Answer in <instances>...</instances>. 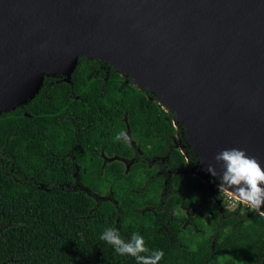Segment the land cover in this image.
Segmentation results:
<instances>
[{
  "label": "water",
  "instance_id": "obj_1",
  "mask_svg": "<svg viewBox=\"0 0 264 264\" xmlns=\"http://www.w3.org/2000/svg\"><path fill=\"white\" fill-rule=\"evenodd\" d=\"M81 57L172 114L203 181L222 149L264 167V0H0V115Z\"/></svg>",
  "mask_w": 264,
  "mask_h": 264
},
{
  "label": "trees",
  "instance_id": "obj_2",
  "mask_svg": "<svg viewBox=\"0 0 264 264\" xmlns=\"http://www.w3.org/2000/svg\"><path fill=\"white\" fill-rule=\"evenodd\" d=\"M91 62L99 61L79 58L69 82L63 80L46 88L52 79L44 78V85L34 99L16 111L2 113L0 151L14 152L22 174L32 175L31 167L39 170V160H26L21 149L26 141L32 144L38 141L36 129L44 124L43 108L47 107L51 116L73 111L100 121L103 131H110V141L117 143L120 141L114 137L123 130L119 117L124 109L128 126L138 138L145 135L150 143L156 137L153 131L157 132V143L150 151L146 148L144 151L165 157L169 165L180 170L184 155L171 146L175 131L172 115L147 100L141 90L123 84L113 71L106 81L90 75V66L84 63ZM74 95L76 99L72 98ZM21 111L31 116H22ZM56 121L52 118L46 123ZM13 128L16 136L11 138ZM187 152L194 166L195 159L188 148ZM98 168L99 164L91 166V173L97 175ZM60 169L47 165L34 181L14 180L0 167V264H136L132 257L117 254L99 238L105 228L117 229L125 240L138 232L149 250H163L159 264H264V216L257 213L249 216L251 209L243 204L232 211L223 209L221 214L206 204L205 211L194 219L200 232L192 236L190 227L181 230L179 213L175 222L168 220L162 211L154 214L147 209L161 202L168 210V205L160 196L161 177L147 182L133 181L140 166H133L129 175L117 177L120 167L112 164L106 171L111 177L107 180L86 176L80 184L88 192L60 190L54 184L65 181L54 178L64 176ZM171 184L179 191L173 195L175 210L180 202L191 207L193 200L207 190L190 174L176 176ZM109 191L118 201L117 207L102 200L97 203L90 195ZM169 201L172 203V196ZM168 232L171 235L175 232V240L169 239Z\"/></svg>",
  "mask_w": 264,
  "mask_h": 264
},
{
  "label": "flooded vegetation",
  "instance_id": "obj_3",
  "mask_svg": "<svg viewBox=\"0 0 264 264\" xmlns=\"http://www.w3.org/2000/svg\"><path fill=\"white\" fill-rule=\"evenodd\" d=\"M88 65L90 66V75L99 76L104 81H106L107 75L113 71L119 75L123 84L131 85L135 88V86L132 84V80L129 77L112 68L107 63L100 61L91 62L90 64L84 63V66ZM51 79L52 80L48 82V86L46 88H50L51 86L49 85L53 83L57 84L58 82L63 81V78L61 77ZM43 85L44 84L42 83L40 90L42 89ZM137 90L139 91V89ZM141 92L144 93L147 100L158 104L152 94L142 90ZM72 98L76 99L77 96L74 95ZM21 107L23 106L20 105L12 111H16ZM47 110V107H45L41 111L44 117V124L36 129L39 134L38 141L34 142L33 144L29 141H26L21 149L23 157L26 160H39V170L32 166V175L22 174L13 157L15 153L0 151V167L1 169L4 168L6 171L5 173L10 175L12 179H32L35 181V178L39 175L38 173L42 170H45L47 165H56L61 168V174H64V176H57L54 178L65 180L54 183L59 185L58 188L60 190L72 192L82 190L88 192L87 189L80 184L81 181L86 180V176L92 179H110L111 177L106 173L109 172L107 168L112 164L118 165L120 167L121 174L118 173L117 177H121L122 175L126 176L130 174L133 166L138 165L141 167L140 173H135L133 181L136 183L140 180L147 182L152 181L156 177H161L162 187L160 196L168 205V210H166V208L161 205V202L155 206L148 208L145 207V209L147 208L154 214L162 211L165 213V216L168 218V220L175 222V216L177 213H179L181 219L178 217V220H180L179 222L181 230H185L187 227H190L192 229V236L195 233L200 232L197 226L194 224V219L199 213H203L205 211L206 204H209L210 208H217L218 212H220L219 214L222 213L223 209L228 211L233 210L229 209L225 205L226 202L223 200L222 192L217 191V179L210 180V178H207L206 181H203L201 177L195 176L193 174V172L196 170H190L193 167V162L191 158L188 157L189 153L187 152L185 140L181 136L180 127L174 128L175 131L171 137V146L181 154L186 152L188 156L187 158L184 157V165L180 167V170L177 169L178 171H176L175 166L169 165L167 160L164 159L165 157L161 158L157 156V154H150L148 151H144V148L150 151V149H152L157 143V140L155 141V139H158L157 132L153 131L156 137L155 139L152 138L150 143H148V139L145 135L138 138L128 126L127 112L124 109L122 110V114L119 117V122L123 125V131H125L129 137L127 143H124L123 141L118 143L111 142L109 136L110 131H103L104 128L99 126L100 121L91 119V117L84 115L79 116L74 114L73 111L62 116H59L58 114L51 116L49 112H46ZM21 115L25 117L31 116L25 111H21ZM52 118L56 119L57 121L54 124H47L46 121ZM14 129L15 128H13V131L11 132V135L13 136L11 138L16 136ZM28 137H30L29 134ZM96 164H99L98 170H95V173H98L97 175L91 173L90 169L91 166ZM83 165L86 166V168H82ZM184 174H190L202 182L207 190L200 193L201 195L193 200L191 207L183 205V202H180V204L177 206V210H175V200L173 195L179 191L177 192V189H175L174 185L171 184V181L175 179L176 176ZM40 185L43 188L44 184L40 183ZM133 190L134 189H131L130 191ZM90 195L97 203L98 201L102 200L117 207L118 201L110 191L106 194L94 193L93 195ZM171 196L172 203L169 201ZM137 209L142 210L141 208ZM166 222L168 221L166 220ZM167 234L169 235V239L175 240L173 236L175 232L172 235L169 234V232Z\"/></svg>",
  "mask_w": 264,
  "mask_h": 264
},
{
  "label": "clouds",
  "instance_id": "obj_4",
  "mask_svg": "<svg viewBox=\"0 0 264 264\" xmlns=\"http://www.w3.org/2000/svg\"><path fill=\"white\" fill-rule=\"evenodd\" d=\"M114 139L127 143L129 137L121 130ZM214 160L219 165V171L211 163L206 166V171L217 179V191L264 216V167L260 162L238 148L222 149ZM99 238L111 245L117 254L132 257L136 264H159L164 256L162 249L149 250L144 237L138 232H133L130 239L125 240L117 229L105 228Z\"/></svg>",
  "mask_w": 264,
  "mask_h": 264
},
{
  "label": "rangeland",
  "instance_id": "obj_5",
  "mask_svg": "<svg viewBox=\"0 0 264 264\" xmlns=\"http://www.w3.org/2000/svg\"><path fill=\"white\" fill-rule=\"evenodd\" d=\"M222 196H223V200L226 202L225 205L229 208V209H233L234 205L237 202H234L233 204H230L227 202V195L225 193L222 192Z\"/></svg>",
  "mask_w": 264,
  "mask_h": 264
},
{
  "label": "built area",
  "instance_id": "obj_6",
  "mask_svg": "<svg viewBox=\"0 0 264 264\" xmlns=\"http://www.w3.org/2000/svg\"><path fill=\"white\" fill-rule=\"evenodd\" d=\"M227 202L230 204H233L235 201L231 200L228 196H227ZM237 203L234 205L233 209L236 207Z\"/></svg>",
  "mask_w": 264,
  "mask_h": 264
}]
</instances>
